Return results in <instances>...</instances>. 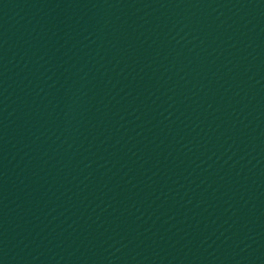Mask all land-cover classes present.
<instances>
[{
    "label": "water",
    "instance_id": "obj_1",
    "mask_svg": "<svg viewBox=\"0 0 264 264\" xmlns=\"http://www.w3.org/2000/svg\"><path fill=\"white\" fill-rule=\"evenodd\" d=\"M199 0H0V264H65Z\"/></svg>",
    "mask_w": 264,
    "mask_h": 264
}]
</instances>
